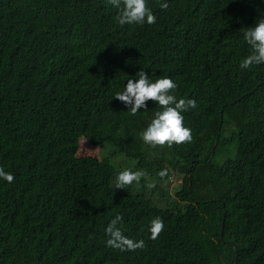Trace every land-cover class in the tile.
I'll list each match as a JSON object with an SVG mask.
<instances>
[{"label": "trees", "instance_id": "trees-1", "mask_svg": "<svg viewBox=\"0 0 264 264\" xmlns=\"http://www.w3.org/2000/svg\"><path fill=\"white\" fill-rule=\"evenodd\" d=\"M148 5L155 24L121 26L108 0H0V166L14 176L0 178V264H264V64L239 67L264 0ZM141 70L196 100L191 143L143 142L158 103L133 116L114 98ZM81 137L116 150L79 156ZM116 215L143 249L107 246Z\"/></svg>", "mask_w": 264, "mask_h": 264}, {"label": "clouds", "instance_id": "clouds-1", "mask_svg": "<svg viewBox=\"0 0 264 264\" xmlns=\"http://www.w3.org/2000/svg\"><path fill=\"white\" fill-rule=\"evenodd\" d=\"M108 3L119 10L117 22L119 25H148L155 24L156 16L148 5V0H108ZM160 8L167 9L168 3L161 2ZM244 41L249 45L251 52L245 57L239 67L249 70L253 66L264 64V18L259 19L254 27L245 28ZM138 80L128 79L123 91H117L114 98L128 106L134 116L140 109H147L146 102L158 103L160 110L155 112L154 118L145 131L142 132V140L146 145L156 147L173 144L191 143L193 136L190 128L184 125V115L197 107L195 99L177 98L175 95L177 84L168 77L153 81L149 75L141 70L136 73ZM144 171H121L116 177L115 189H127L134 182L139 183L146 176ZM168 175V169L159 172L164 178ZM0 178L11 183L14 176L0 166ZM123 216L116 215L105 229L108 236L107 246L120 251H136L145 247L144 240L136 241L127 237L122 228ZM164 229V222L156 217L150 223V238L156 240Z\"/></svg>", "mask_w": 264, "mask_h": 264}, {"label": "rangeland", "instance_id": "rangeland-1", "mask_svg": "<svg viewBox=\"0 0 264 264\" xmlns=\"http://www.w3.org/2000/svg\"><path fill=\"white\" fill-rule=\"evenodd\" d=\"M116 149L110 146L108 143L102 142L100 144H90L86 139L81 137L79 139V147L77 155H93L98 158H104L107 155L113 153ZM113 162L119 163L121 167L124 168H133L136 165L135 160H128L121 153L116 156H111ZM134 171H141V168H136ZM133 171V172H134ZM155 179L149 180L147 184L154 183ZM181 179L175 176H170L166 180L159 181L158 184L164 188H167L168 191L174 189L176 185L180 183Z\"/></svg>", "mask_w": 264, "mask_h": 264}]
</instances>
